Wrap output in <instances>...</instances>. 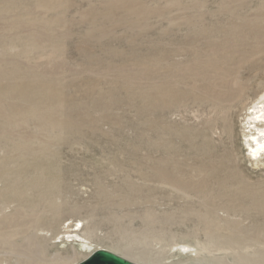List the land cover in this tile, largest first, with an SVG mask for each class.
I'll use <instances>...</instances> for the list:
<instances>
[{
	"label": "rangeland",
	"instance_id": "obj_1",
	"mask_svg": "<svg viewBox=\"0 0 264 264\" xmlns=\"http://www.w3.org/2000/svg\"><path fill=\"white\" fill-rule=\"evenodd\" d=\"M156 88L182 97L161 111ZM262 90L264 0H0V264L72 254L65 226L92 245L62 264L264 253Z\"/></svg>",
	"mask_w": 264,
	"mask_h": 264
},
{
	"label": "bare ground",
	"instance_id": "obj_2",
	"mask_svg": "<svg viewBox=\"0 0 264 264\" xmlns=\"http://www.w3.org/2000/svg\"><path fill=\"white\" fill-rule=\"evenodd\" d=\"M159 53H161V52H159ZM259 65L261 67V64H259ZM259 65H258V67H259ZM259 70H263V69L260 68ZM258 88H261V87H258ZM156 90H157V96H156L155 100L157 102V106L160 107L161 111H163L164 109H168L174 105H177L178 104L177 101L182 97V93H176L172 89H169L167 91H163V93L161 92V90L159 88H156ZM262 91H264V90H262ZM239 98L240 99L238 100V102L242 103V99H243L242 96L239 95ZM246 98L247 97H245V99ZM233 99H231V100H233ZM208 101H210V100H205L204 102H208ZM209 103L211 104L212 108L215 110V106H214L213 102H209ZM244 110H245V113H244V120H245L244 124H245V126H244V130H243V137H244L245 144L248 147V150L250 151V156L254 160L264 161V93L258 98V100L256 101V103L254 105L245 106ZM166 184H169L172 186L177 185V184L172 183L170 178H168V181H166ZM262 206H264V205H262ZM263 210H264V207H263ZM54 222L57 223L56 220ZM64 229H63L64 233H62V235H60L61 233L59 234L60 237H63V236L65 237V234H66V236L69 238L68 240H70V238L72 241L74 239H79V242H80V240H81V245H80L79 249L73 248V253L70 254L71 256L69 255V253H67L66 255H62L60 251L56 252L54 254V256L52 257V259H54V261H55L54 264H62V262L65 263V261H69V259L71 257L73 259L75 256H80V255L82 256L84 254L82 251V247H83V249H86L88 247L90 248L92 245L90 237H85L80 232L81 229L79 231V229L76 227L72 230L70 228V226H65ZM258 241L262 242V239H257V242ZM237 243H238V240L232 237V239L221 242L219 249H223V250L230 249L232 251H235L237 248V246H236ZM183 247L184 248L188 247V245H183ZM100 248H103V247H100ZM260 248H262V247H260ZM104 249H106V248H104ZM113 252L118 254V252H116V251H113ZM255 253H256L255 255L244 256L242 259V263H240V264H264V253L258 254V250H255ZM87 257H89V256H87ZM75 259L76 258H74V260ZM129 260L134 261L132 259H129ZM134 262H136V261H134ZM35 263L36 262L30 263V264H35ZM136 263H138V262H136ZM139 264H141V263H139Z\"/></svg>",
	"mask_w": 264,
	"mask_h": 264
},
{
	"label": "water",
	"instance_id": "obj_3",
	"mask_svg": "<svg viewBox=\"0 0 264 264\" xmlns=\"http://www.w3.org/2000/svg\"><path fill=\"white\" fill-rule=\"evenodd\" d=\"M77 264H139L108 249L98 248Z\"/></svg>",
	"mask_w": 264,
	"mask_h": 264
}]
</instances>
